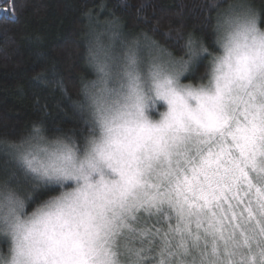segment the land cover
Here are the masks:
<instances>
[{
	"label": "rangeland",
	"instance_id": "1",
	"mask_svg": "<svg viewBox=\"0 0 264 264\" xmlns=\"http://www.w3.org/2000/svg\"><path fill=\"white\" fill-rule=\"evenodd\" d=\"M230 12L199 86L186 63L92 32L93 136L82 151L23 144L26 170L62 191L26 215L1 196L0 264H264V29ZM150 221L148 247L136 237Z\"/></svg>",
	"mask_w": 264,
	"mask_h": 264
},
{
	"label": "trees",
	"instance_id": "2",
	"mask_svg": "<svg viewBox=\"0 0 264 264\" xmlns=\"http://www.w3.org/2000/svg\"><path fill=\"white\" fill-rule=\"evenodd\" d=\"M236 5L264 29V0H0V199L15 198L26 215L61 194L23 166L18 156L27 141L82 151L91 140L85 100L98 78L93 31L106 27L115 49L129 41L186 63L184 83L199 86L220 54L219 22L236 17L229 13ZM141 228L136 238L149 247L161 229L151 221ZM7 250L0 232V257Z\"/></svg>",
	"mask_w": 264,
	"mask_h": 264
}]
</instances>
